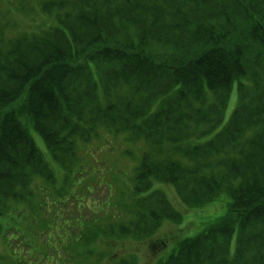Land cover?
I'll return each mask as SVG.
<instances>
[{
  "label": "trees",
  "instance_id": "1",
  "mask_svg": "<svg viewBox=\"0 0 264 264\" xmlns=\"http://www.w3.org/2000/svg\"><path fill=\"white\" fill-rule=\"evenodd\" d=\"M147 1L81 0L69 8L62 7L60 1L53 6L45 5L43 10L45 8V11L49 10L54 15L46 16L50 31L33 43L28 41L31 47L26 50L28 44L14 45L10 50L13 59L0 60V70L6 71L13 65L17 72L14 79L12 75L4 77L0 74V94L5 90L17 93L9 95L14 100L8 103L11 109L0 103V202H4L11 194L16 205L21 206V200L27 202L24 205H30L26 197L34 178L39 175L52 180V172L44 154L26 130L30 126H34L37 136L45 142L51 159L58 165L65 168L70 162L65 157L71 151L75 154L76 148L69 139L78 132L75 128L80 124L71 130L68 127L59 129L49 116L52 112L49 108L51 102L59 98L63 102H58L57 106H71L79 115L83 113L81 102L72 96L69 85L80 80V88L92 92V96L100 88L101 95H105L107 100L103 104L106 111L122 107L119 103L121 98L116 97L118 101L114 102V96L108 98V93L112 91L117 94L126 85H131L132 89L139 87L144 94L138 98V103L132 102L135 99L133 96L123 107H137V113L141 116L130 115V120L123 121L144 117L150 125L155 119H148V108L155 107L160 115V119L155 120L160 124L159 130L165 131L163 134L167 135L170 143L179 145V155L189 159L191 167H195L193 165L198 160L194 162V156L205 154L203 150L199 153L200 147L209 143L214 148L222 151L232 149L238 154L223 160L219 165L223 167L224 178L213 180L219 186V192L216 193L209 184L207 189L211 191H205L203 196H199V188L195 191V186L185 181V174L191 168L175 162L168 165L162 177L147 171L146 175L151 172V180L157 178V184L172 187L180 202L188 207L212 203L220 192L225 195L223 213L205 223L207 228L204 233L184 239L179 243L178 250L169 257L158 258L155 264H264V244H258V239L264 241V82H260L261 78L252 79L254 90L245 84L250 77L246 67L260 74L256 55L262 59L264 57V34L247 26L248 8L257 13L259 6L264 7V0H153L156 4L145 5ZM147 6L152 9L149 8L145 13ZM54 7H58L53 9L55 12L51 10ZM250 18L254 27L262 29L264 11L261 16L251 13ZM260 18L261 24H258ZM220 27L223 29L220 38H197L200 28L212 31ZM159 50H165L167 54H158ZM19 54L22 56L18 57ZM42 67H46L48 73L43 83L51 86L53 91L37 94L38 98L34 97L33 104H20L24 94L29 93L26 98L34 96L31 93H36L32 90L40 88L38 79L33 78L41 75ZM205 68L204 72H200ZM28 76L30 86L22 91L19 86L23 78ZM233 90L237 105L233 106L227 124L223 126ZM18 101H21L19 105L13 106ZM44 101L49 103L47 107ZM13 113L16 115L13 116ZM13 118L15 120L10 123ZM201 118L206 130H209L208 134L202 135L197 129L191 133L190 125L198 124ZM92 130L93 126L81 132L87 142ZM189 135L198 137L202 142L187 145L185 141ZM137 138L135 136L134 139ZM126 140L130 142L131 138ZM10 143L13 145L7 153L3 149ZM143 170L140 171L138 167L136 172L140 174ZM84 177L87 179L86 175ZM134 180L137 185L146 184L142 190H137L135 186L139 194L148 191L152 183L141 178ZM235 180H239L236 185ZM67 184L74 186L75 180ZM191 188L195 192L187 193ZM157 193L148 197L152 198ZM238 205H249L250 211L245 215V221L240 219V223L231 224V214ZM27 208L32 211L31 207ZM151 214L152 218L147 221L143 219L149 218L146 213H140V218L139 214L132 218L134 222L137 220L135 230L130 232L134 234L135 240L150 235L162 236L159 231L156 233L159 216L155 212ZM168 216H172L174 221H181V217L170 208ZM19 219L23 221L26 216H19ZM66 226L61 224L62 228ZM66 229L71 231L68 227ZM231 229L236 232L233 246L229 244L234 233ZM212 238L214 241L217 239L218 247L212 245L204 249V243ZM10 253L7 252L9 258L13 255ZM32 253L35 252L32 250ZM153 254L157 256V253Z\"/></svg>",
  "mask_w": 264,
  "mask_h": 264
},
{
  "label": "rangeland",
  "instance_id": "2",
  "mask_svg": "<svg viewBox=\"0 0 264 264\" xmlns=\"http://www.w3.org/2000/svg\"><path fill=\"white\" fill-rule=\"evenodd\" d=\"M58 1L62 3V7L69 8L71 4L79 3L81 0H0V60L2 58L13 59V53L10 50L14 45L16 47L20 43H33L50 31L49 24L46 23V16L53 17L54 15L52 12H48L49 10L45 11V8L43 10V6H53ZM149 4L156 3L153 0L145 3V5ZM56 8L58 7L51 10L54 11L53 9ZM146 8L144 9L145 13L149 11V8L152 9L150 6ZM257 10V13H254L251 8H248L247 26L264 34V25H261L262 29L254 27V22L250 18L251 13L261 16L264 7L259 6ZM261 20V18L258 20V24H261ZM28 47H31V44H28L24 50ZM164 52L165 50H159L157 53L163 54ZM15 54L17 55L16 52ZM21 56L19 54L18 57ZM250 57L253 58L252 55ZM256 61L260 65L261 75L257 73L259 76L256 78H248L245 84L250 90L255 89L252 79L261 78L260 82H264L262 77L264 76V57L262 59L256 55ZM12 66L6 71L1 69L0 74L4 77L12 75L14 79V74L17 72ZM45 70L46 67H42L41 75L38 74L33 78V80L38 79L37 85L40 87L32 91L36 94L31 93L34 96L27 98L29 93L24 94L23 100L21 99L23 102L18 101L13 106H18L19 103L29 105L35 100L34 97L38 98L37 94L42 95L53 91L51 86L43 83L48 77ZM28 78L29 76L26 79L23 78L24 81L19 86L22 91L30 86ZM93 78L95 79V76ZM262 84L264 85V83ZM80 86L79 80L69 85L68 90H71L72 96L81 102L83 113L79 115L71 106H57L58 102H63L60 101V98L59 100L54 99L49 107L52 109L49 116L54 121V126L59 129L68 127L67 129L71 130L78 123L82 124L84 129L93 126L88 142L84 140L82 129L75 128L78 132L71 135L72 139L69 140H72L76 150L75 154L71 151L65 157L66 161H70L65 166L69 171L51 161L47 146L37 136L34 126L26 129L33 137L36 147L44 154L45 160L49 163L52 180L39 175L36 176L38 178H34V182H31L28 187L30 193L26 197L30 200V205H24L27 202L22 200L21 206L16 205L11 194L4 202H0V264H131L134 259L136 264H155L154 262L158 258L169 257L175 250H178L179 243L184 239L204 233L207 228L205 223L223 213V197H225L223 192H220L212 203H202L200 207L195 205L188 207L180 202L172 187L157 184L155 177L151 180V172L162 177L168 165L176 162L186 168H191L185 174V181L187 184L195 186V191L199 188V196H203L205 191H211L207 189L209 184L218 193L219 186L213 180L224 178L223 167L219 165L223 160L238 155L237 153H234L232 149L222 151L209 143L200 147L199 153L203 150L205 154L201 155L200 153L199 156H194V162L197 158L198 160L193 165L195 167H191L190 160L183 159L179 155L177 151L179 145L170 143L167 135L163 134L165 131L159 130L160 124L155 120H159L160 115L157 114L158 111L155 107L148 108V119H155L150 122V125L144 117L130 122L123 121L130 120V115H140L137 113L139 110L137 107H123L132 100L133 96L135 99L132 102L138 103V98L144 94L139 87L132 89L131 85H126L127 87L117 94L110 91L108 98L114 96V102L118 101L116 97L121 98L119 103L122 107L112 110L113 107L106 111L103 104L107 100L105 95H101L100 88L92 96V92L89 93L86 89H81ZM13 94L17 93L8 90L1 92L0 103L8 105L9 108L11 104L8 103L14 102L9 95ZM109 100L108 102H110ZM43 104L47 107L49 103L44 101ZM236 105L235 90H233L226 107L223 126L227 124V118L233 106ZM7 112L8 109L5 110V113ZM15 115L13 113V116ZM14 120L13 118L9 122L13 123ZM190 127L191 133L196 129L202 135L209 132L202 123V118L198 124L193 123ZM250 134L249 131L248 135ZM135 136H138L137 140L134 139ZM126 138H131V141L128 142ZM185 142L187 145L198 144L202 140L189 135ZM12 145L10 143V146L4 147L3 150L8 153ZM208 148L211 149L208 150ZM159 163L161 165L158 168ZM138 167L140 171L144 169L140 174L136 172ZM147 171H151L149 175H146ZM68 172L71 177L68 176ZM82 175H86L89 180ZM139 178L148 181L147 183L152 182L150 188L147 187L148 191L142 193L143 195L139 194L137 190L144 189L146 184L137 185L134 179ZM72 180H75V185L69 184V187L67 183ZM84 182L85 184H83ZM238 182L239 180H235L234 185ZM98 183L99 185H96ZM16 189L19 190V188ZM158 191L165 198L157 193ZM195 191L191 188L187 190V193L193 194ZM152 193H157V195L149 198L148 196ZM61 196L64 197L61 198ZM134 196L137 198L134 199ZM105 197H107L106 203ZM28 206L32 208V211L27 208ZM167 207L177 216L179 215L181 221H174L172 216L169 217V208L167 210ZM249 211V205L236 206L231 214V224L240 223V219L245 221L244 217ZM154 212L159 216L156 233L159 231V234L165 238L150 235L144 239L135 240L134 234H130V232L132 229L135 230L134 224L137 223V220L134 222L132 218L137 214L140 218V213H146L149 218L143 219L147 221L152 218L153 214L151 213ZM19 216H26V219L21 221ZM62 223L68 225L67 227L71 231H68L66 227L62 228ZM203 224L204 227H202ZM198 225H200L199 228ZM253 227L255 226L253 225ZM231 230L234 233L229 244L233 246L236 243V232L235 229ZM2 241L5 243L3 246ZM216 242L217 239L215 238L214 241L212 238L207 240L203 247L204 249H207L208 246L212 247V245L218 247L219 244ZM153 243L155 244L152 246ZM262 243L264 244V241L258 239V244ZM3 247L7 252L13 254L11 258L8 257L9 255L6 256ZM29 250L30 252H28ZM32 250L35 253H32ZM152 253H157V256L155 257Z\"/></svg>",
  "mask_w": 264,
  "mask_h": 264
},
{
  "label": "bare ground",
  "instance_id": "3",
  "mask_svg": "<svg viewBox=\"0 0 264 264\" xmlns=\"http://www.w3.org/2000/svg\"><path fill=\"white\" fill-rule=\"evenodd\" d=\"M207 22H208V20H207ZM205 25H203V27H204ZM227 28V30H228V27H226V25H225V29ZM207 28H200L199 29V31H198V35H197V38H199V39H202V37H212V36H215V37H221V36H223L222 34H223V29L220 27L219 29H215V30H206ZM222 32V33H221ZM254 41H256V39H255V36H254ZM206 70V68L205 69H202V70H200V72H204ZM246 73H247V75L248 76H250L251 78H256L257 76H259L252 68H250V67H246ZM33 91V90H32ZM76 128H80V129H82V130H84L83 129V126H81V125H77L76 126ZM76 130V129H75ZM83 184H85V183H83ZM126 230H130L129 228H125ZM133 263H136L135 262V259H134V262ZM154 263H158L157 262V260H155V262Z\"/></svg>",
  "mask_w": 264,
  "mask_h": 264
}]
</instances>
